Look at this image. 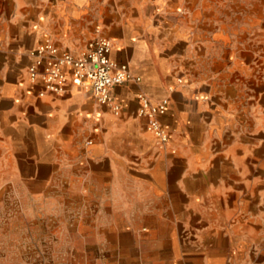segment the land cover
Returning <instances> with one entry per match:
<instances>
[{
    "label": "crops",
    "instance_id": "obj_1",
    "mask_svg": "<svg viewBox=\"0 0 264 264\" xmlns=\"http://www.w3.org/2000/svg\"><path fill=\"white\" fill-rule=\"evenodd\" d=\"M99 37L141 79L112 88L120 113L71 81L39 97L33 52L49 41L78 56ZM256 60L250 45L182 15L177 0H0V178L24 180L38 199L65 192L89 235L99 228L133 249L118 264H140L143 241L153 244L147 264H264ZM140 96L169 103L164 147L139 115Z\"/></svg>",
    "mask_w": 264,
    "mask_h": 264
},
{
    "label": "rangeland",
    "instance_id": "obj_2",
    "mask_svg": "<svg viewBox=\"0 0 264 264\" xmlns=\"http://www.w3.org/2000/svg\"><path fill=\"white\" fill-rule=\"evenodd\" d=\"M177 2L182 15L199 24L212 22L233 42L250 45L252 58L263 60L252 63V78L264 76V0ZM24 185L21 179L0 178L1 264H118L124 254L130 256L133 252L126 248L124 253L119 245L105 242L98 235L99 228L94 229L95 235H89L81 219V205L68 201L65 192L55 194L47 189L38 199L26 192ZM148 231L147 227L141 228L142 233ZM152 245L147 241L140 244L147 256L140 259V264L154 258L150 253Z\"/></svg>",
    "mask_w": 264,
    "mask_h": 264
},
{
    "label": "built area",
    "instance_id": "obj_3",
    "mask_svg": "<svg viewBox=\"0 0 264 264\" xmlns=\"http://www.w3.org/2000/svg\"><path fill=\"white\" fill-rule=\"evenodd\" d=\"M112 47L111 40L99 37L91 41L84 52L75 56L69 51H60L48 41L32 54L35 62L28 69L29 81L43 84L39 97L48 92L61 94L71 81L77 88L90 90L99 104L107 105L119 114L120 108L111 94L112 88L130 81L140 82L141 79L130 72L127 64H118L111 59ZM139 101V115L148 120L147 131L155 136L160 147L166 146L170 134L161 117L168 112V101L153 103L146 96H140Z\"/></svg>",
    "mask_w": 264,
    "mask_h": 264
}]
</instances>
